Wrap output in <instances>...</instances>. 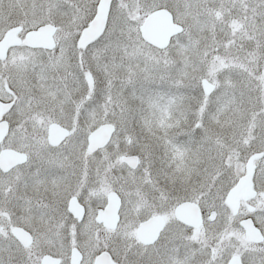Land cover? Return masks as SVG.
<instances>
[{
  "label": "snow or ice",
  "instance_id": "snow-or-ice-1",
  "mask_svg": "<svg viewBox=\"0 0 264 264\" xmlns=\"http://www.w3.org/2000/svg\"><path fill=\"white\" fill-rule=\"evenodd\" d=\"M0 264H264V0H0Z\"/></svg>",
  "mask_w": 264,
  "mask_h": 264
}]
</instances>
